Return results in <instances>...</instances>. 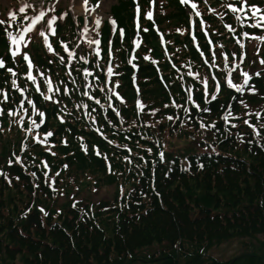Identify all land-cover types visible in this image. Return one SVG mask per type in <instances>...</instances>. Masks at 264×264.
<instances>
[{"label": "trees", "instance_id": "obj_1", "mask_svg": "<svg viewBox=\"0 0 264 264\" xmlns=\"http://www.w3.org/2000/svg\"><path fill=\"white\" fill-rule=\"evenodd\" d=\"M190 1L196 5L191 12L195 23L198 9L213 42L211 51L201 44L210 68L200 64L187 33L177 40L187 42V48L175 56L165 55L163 44L158 45V63L133 60L130 66L118 43L108 61L102 46L100 64L107 59L111 70L121 64L130 74L136 66L138 81L140 75L159 71L171 78L167 95H152L140 84L139 107L114 101L116 114L101 100L88 110L95 120L88 119L80 111L93 106L87 96L69 95L81 96L80 107L68 104L71 111L62 118L56 105L40 102L33 88L21 100L12 96L0 74V86L7 88L0 110L18 106L31 112L34 104L30 124H39L30 128L32 140L18 136L0 152V264H264V74H249L248 85L239 82L248 58L257 64L262 50L256 36L244 40L243 56L239 41L232 45L226 38L223 47L218 44L222 33L212 32L213 17L223 12L228 24L233 17L228 5L235 0H219L217 8L212 7L215 0ZM174 14L186 23V8L177 5ZM128 18L116 17L130 29ZM65 24L74 30L69 17ZM55 57L57 62L36 52L32 60L36 68L51 72L65 70L63 63L70 67L73 60L81 61L77 54ZM9 58L4 55L8 63ZM187 61L189 65L182 64ZM171 62L177 65L175 71ZM104 66L100 70L106 71ZM78 70L72 66L66 72L78 80L83 74ZM85 76L79 81L81 90L86 89L81 81ZM59 77L67 80L66 74ZM97 77L99 82L106 75L98 72ZM154 81L161 83L157 77ZM229 81L243 90L237 92ZM171 89L179 95L169 96ZM48 132L53 135L45 139ZM174 139L185 143L173 147ZM31 142L36 144L33 149ZM80 143L86 145L84 152ZM110 184L115 189L111 198L90 201L77 196L82 189ZM62 194L69 195L58 200ZM229 241L239 244L232 257L210 253Z\"/></svg>", "mask_w": 264, "mask_h": 264}, {"label": "rangeland", "instance_id": "obj_2", "mask_svg": "<svg viewBox=\"0 0 264 264\" xmlns=\"http://www.w3.org/2000/svg\"><path fill=\"white\" fill-rule=\"evenodd\" d=\"M175 1L177 5L186 8L188 14L186 23L180 21V19L175 16L174 13L177 7ZM205 2L207 4L213 3L212 0H205ZM192 4L193 2L190 0H188V4H184L182 0H87V3H85V0H0V34L3 36L0 59L4 60L5 54H9L10 57V64L4 60L5 66L4 68H0V71L3 70L0 74L5 78L4 85H7L12 96L15 95L20 98V100L22 96H28L30 88H33L34 91L40 93V102L46 105H53V103L56 105L59 117L62 118L71 111V107L68 104L76 103L80 107L79 101L81 100V96H77V99L75 96L70 97L69 95L83 94L87 96L85 98L92 103L93 106L87 104V107L80 109V111L85 113L88 119H94V116L89 114L88 110H91V108L96 105H100L101 100L110 108L114 107V101L127 106L133 102L139 107L137 93L139 86H141L140 84L147 86L152 95H167L168 92L166 89L168 88L167 86L171 78L166 76L167 79H165L160 71L156 75L154 73L147 74L146 76L140 75L141 78L138 81L135 71L136 66L129 74V72L123 71L122 65L120 64L119 66L115 65L113 67L111 70L113 76H110L109 66L105 64L107 59H105L103 64H100L99 61L103 56L102 46L105 45L106 58L109 57L108 61L112 57V54H114L113 49L118 43L117 50L121 49V51H125L123 57L128 61L130 66H132L133 60H137L138 62L148 60L158 63L160 60L158 45L160 47L161 44H163L161 48L165 49V55L175 56V51L187 48V42H177L181 34L187 33L191 47L200 58V64L204 68H210L212 64L207 61L205 51L202 49L201 44L204 45L205 43L207 49L211 51V49H213V42L207 30V24L200 14L197 15L195 23L191 13L194 12L191 7ZM26 5L28 7H25ZM252 6L259 7L261 12L264 13V0H235L234 4L231 3V5H228L229 9L243 8V10L240 12H233L231 10L233 12V17L228 24L226 23L224 13L218 12L213 17L212 32H216V34L222 33L217 36L219 41L218 44L221 47L225 45L223 40H226V38H231L232 45L234 41H239L238 50L241 51L242 56L244 40L256 36L257 43L262 50L261 59L256 64L251 58H248L243 68L248 74H264V64L260 63L261 60H264V25L259 28L252 27V25L256 23V18L251 14ZM21 7H25L24 12L19 11ZM212 7H220L219 0H215V4ZM116 8H119V12L115 14L114 10ZM41 11L45 13V16L30 32L25 33L24 29L31 24L32 18L39 15ZM197 12H199L198 9ZM149 13H151V18H149ZM168 13L171 14L170 18H166ZM65 17L71 19L74 30L65 24ZM116 17L122 19L128 18L131 22V28H127L126 25L128 23L124 26H121V24L119 25ZM53 18H55V23L50 29L47 25V21ZM97 19L100 21L98 25L96 24ZM78 21L80 24H78ZM163 24L165 26L162 31ZM186 24L187 27L185 26ZM78 25H80V29ZM124 27H126V29ZM68 28H70V30ZM161 31L163 32V36ZM41 32L44 33V36L40 35ZM125 32L128 34H125ZM8 33H11L13 36L24 35V40L20 44V53L15 57L11 55L13 45L11 44ZM150 33L156 34L157 38H150ZM195 33L200 35V38L198 35L196 36ZM225 33L226 35H223ZM45 37L47 38L46 42ZM116 39L117 42H115ZM92 41H99V43H92ZM254 42L255 41L248 43L247 50L252 48ZM49 45H51V49H49ZM36 52H39L43 58H46V56L54 57L56 62L58 58L55 57V55L63 56V54L68 53L72 58L77 54L81 58V61L75 63L72 59L73 61L70 67L69 63L66 62L63 63L65 70L62 68H52L54 71L51 72L50 69L35 67L32 58ZM24 55H27L32 61L31 68L28 67V61L23 59ZM55 60L53 61L55 62ZM239 61L241 63L243 60L238 59V62ZM182 64L189 65L190 63L187 61ZM72 66L79 68V73H83L82 78L86 75L85 80H81L83 81V88H86L85 90H81L79 87V81L82 78L75 80L72 76H68L66 71L71 69ZM103 66L107 72L100 70ZM170 67L175 71L177 65L172 63ZM9 69L11 71H9ZM29 71H31L32 75L35 77V83L28 79ZM98 72L106 75V77L100 79L99 82L97 77ZM63 74H66L67 80L61 81L59 76L63 77ZM156 77L160 80V85L155 83L154 79H156ZM96 79L97 82L95 83ZM128 79L130 80L131 86L128 85ZM13 80L16 81L15 86L12 85ZM241 81H244V79L239 80V82ZM49 82L52 88L51 92L46 90L43 85L45 84V86L49 88ZM70 83H74L75 86L71 87ZM231 83L235 85V87H238V85L232 81ZM7 88L0 86V98L2 97L1 95H6ZM58 89L64 94L53 92V90L57 91ZM89 89L91 91L90 95H88ZM170 94L169 96L179 95V92L171 89ZM44 96H49L51 99L45 100ZM63 96L69 97V102H67ZM157 98L159 100L162 99L161 97ZM161 104H163V102H161ZM32 112L33 109H31V112L30 110L23 112L18 106H15L11 111L8 109L6 110V108L0 110V152H2L4 147H7V143L18 140V136H20V138L24 137L28 140H32V133L29 129L31 127L36 129V127L30 124L33 118L31 115ZM113 112L116 114L119 113L114 108ZM164 116L165 115L162 114L160 118L162 121H164ZM41 120L42 117L40 115L38 122ZM171 143L173 147H181L184 145L185 141L174 139ZM35 145L36 144L32 143V149ZM79 147L83 148L84 152L86 145L80 143ZM91 149L94 153L97 152L95 147L91 146ZM49 151L53 154L58 153L60 156L63 155L58 149H50ZM114 191V185H102L98 186L96 190L90 187L85 190L82 189L78 192L79 194L77 196H83L90 201L99 200L101 198L107 199L112 197ZM68 195H59L58 200H65ZM237 252H239V244L236 241L226 242L210 250L212 255L222 259L232 257Z\"/></svg>", "mask_w": 264, "mask_h": 264}, {"label": "snow or ice", "instance_id": "obj_3", "mask_svg": "<svg viewBox=\"0 0 264 264\" xmlns=\"http://www.w3.org/2000/svg\"><path fill=\"white\" fill-rule=\"evenodd\" d=\"M182 2L184 4H188V0H182ZM85 3H87V0H85ZM25 7H28L27 5ZM25 7H21L19 9L20 12H24L25 11ZM191 7L193 9L196 8V5L195 4H192ZM233 12H240L243 10V8H232L231 9ZM251 14L253 17L256 18V23L252 25V27L254 28H259L261 27L262 25H264V13L261 12V9L259 7H256V6H252L251 7ZM149 15V18H151V13L148 14ZM196 15H199V12L196 13ZM45 16V13L43 11H41L39 13V15H36L32 18V22L31 24L26 27L24 29V32L27 33V32H30L32 30V28ZM14 18V17H13ZM55 23V18L51 19V20H48L47 21V25L48 27L51 29L52 28V25ZM100 23L99 19L96 20V24L98 25ZM54 31V30H53ZM10 39H11V44L13 45V48H12V52H11V55L13 57L17 56L19 53H20V44L21 42L24 40V35H19V36H13L11 33H8ZM41 36H44V33L41 32L40 33ZM47 38L45 37V42H46ZM92 43H99V41H92ZM49 49H51V45L48 46ZM23 59L25 61H28V67L31 68L32 67V61L29 59V57L27 55H24L23 56ZM261 64H264V60H261L260 61ZM4 60L0 59V68H4ZM9 71H11L9 69ZM109 74H111V69H109ZM257 75H259V73H257ZM28 79L31 80L33 83H35V77L32 75L31 71L28 72ZM249 74L248 73H244V85H248L249 83ZM229 84L231 85V81H229ZM12 85L15 86L16 85V81L13 80L12 81ZM233 87H235V85H232ZM243 89L240 88V87H237L236 88V91L237 92H240L242 91ZM48 91H52V88H51V85H50V82H49V88H48ZM4 99H8L7 96L4 97ZM44 99L45 100H49L51 99V97L49 96H44ZM212 99L214 100L215 99V96L212 97ZM28 104H32V101L31 100H28L27 101ZM33 106V109H35V105L32 104ZM39 115L43 116V113H39ZM169 119H171V117H169ZM32 125L33 127H39V124H37V122L35 120L32 121ZM29 131H31V129H29ZM53 133L51 132H48L45 136V139H47V137H50L52 136ZM161 155V158H163V153L160 154ZM41 211H43L41 209ZM45 215H47V213H45Z\"/></svg>", "mask_w": 264, "mask_h": 264}]
</instances>
